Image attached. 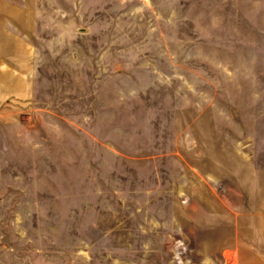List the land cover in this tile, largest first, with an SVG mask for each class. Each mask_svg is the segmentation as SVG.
<instances>
[{
	"label": "rangeland",
	"instance_id": "obj_1",
	"mask_svg": "<svg viewBox=\"0 0 264 264\" xmlns=\"http://www.w3.org/2000/svg\"><path fill=\"white\" fill-rule=\"evenodd\" d=\"M0 264H264V0H0Z\"/></svg>",
	"mask_w": 264,
	"mask_h": 264
}]
</instances>
